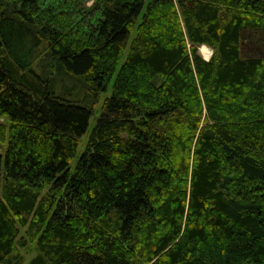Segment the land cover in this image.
Returning a JSON list of instances; mask_svg holds the SVG:
<instances>
[{
  "label": "trees",
  "instance_id": "16d2710c",
  "mask_svg": "<svg viewBox=\"0 0 264 264\" xmlns=\"http://www.w3.org/2000/svg\"><path fill=\"white\" fill-rule=\"evenodd\" d=\"M43 2L0 0V264H264V0Z\"/></svg>",
  "mask_w": 264,
  "mask_h": 264
},
{
  "label": "rangeland",
  "instance_id": "374dc122",
  "mask_svg": "<svg viewBox=\"0 0 264 264\" xmlns=\"http://www.w3.org/2000/svg\"><path fill=\"white\" fill-rule=\"evenodd\" d=\"M43 1H44L43 4H45V3L49 2V1H51V2H55V0H43ZM92 1H93V0H83L84 6L90 8L91 5H92ZM51 2H49V3H51ZM96 13H97V12H96L94 9H92V10L90 11L89 18L93 17ZM89 18H88V19H89ZM89 20H90V19H89ZM201 46H202V45H201ZM201 46L198 47V51H199V53H200L204 58H209V57L211 56L213 50H212L210 47H208V50H207V51L205 50L204 52H202V51L200 50V47H201ZM205 47H207V46H205ZM205 54H206V55H205ZM207 54H208V55H207ZM109 93H110L109 91H107L106 93H102V95H101V99H100V101L97 103V105L95 106V108H94V113H93L92 116H91V119H90V120H91V123H92V121H93V118H94L97 114H99V112H100V109H101V102H102L104 96H105V95H108ZM87 133H88V131L83 135V137H82V141L80 142V144H79V146H78V151H80V150L82 149V144H83V142H84V140H85V138H86V136H87ZM20 252L24 255V261H23V264H26V262L28 261V259L34 254L33 244H32V243H29L28 249L21 248V249H20Z\"/></svg>",
  "mask_w": 264,
  "mask_h": 264
},
{
  "label": "bare ground",
  "instance_id": "6f19581e",
  "mask_svg": "<svg viewBox=\"0 0 264 264\" xmlns=\"http://www.w3.org/2000/svg\"><path fill=\"white\" fill-rule=\"evenodd\" d=\"M200 50L202 51V52H204L205 50L207 51L208 50V48L207 47H205V46H201L200 47ZM206 55V54H205ZM208 55V54H207Z\"/></svg>",
  "mask_w": 264,
  "mask_h": 264
}]
</instances>
